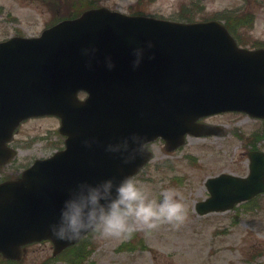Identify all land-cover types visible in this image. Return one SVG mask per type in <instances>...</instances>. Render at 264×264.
Here are the masks:
<instances>
[{
	"label": "water",
	"instance_id": "1",
	"mask_svg": "<svg viewBox=\"0 0 264 264\" xmlns=\"http://www.w3.org/2000/svg\"><path fill=\"white\" fill-rule=\"evenodd\" d=\"M230 110L264 119V48L237 46L217 20L88 12L36 37L0 41V166L14 154L6 142L29 116L56 115L65 136L64 148L0 183V253L19 259L24 244L49 239L56 254L86 234L61 240L49 225L89 185L111 178L115 197V185L150 157L133 133L146 143L160 136L173 149L186 133L215 132L198 129L197 118ZM248 155L246 177L207 180L200 213L264 191V152Z\"/></svg>",
	"mask_w": 264,
	"mask_h": 264
},
{
	"label": "rangeland",
	"instance_id": "2",
	"mask_svg": "<svg viewBox=\"0 0 264 264\" xmlns=\"http://www.w3.org/2000/svg\"><path fill=\"white\" fill-rule=\"evenodd\" d=\"M256 2L148 0V14L181 20L184 18L181 12L189 7L193 20H224L221 13L229 11L238 23V31L251 44L264 40V8L255 7ZM33 6L29 0H0V40L17 29H35L36 26L30 25L36 15ZM249 11L253 18L252 14L242 15ZM83 96L79 93V97ZM216 121L225 128L222 136L188 137L174 152H166L162 143L152 144L153 158L136 178L149 198L159 199L164 188L177 189L178 198L185 205L183 222L177 226L176 222L165 221L152 229H137L130 235L92 232L74 247L87 251L86 257L72 264H264V194L254 199L251 208L244 206L247 201H241L225 211L201 215L196 210L195 203L208 195L204 184L207 177L221 172L245 175L250 145L264 150V138L251 142L254 133L264 131L260 119L228 113ZM58 126L59 121L53 116L24 123L16 137V157L1 172L20 170L34 156L62 148L63 136L58 133ZM43 135L45 139L40 140ZM64 252L52 256L49 241L29 244L17 264H70Z\"/></svg>",
	"mask_w": 264,
	"mask_h": 264
},
{
	"label": "clouds",
	"instance_id": "3",
	"mask_svg": "<svg viewBox=\"0 0 264 264\" xmlns=\"http://www.w3.org/2000/svg\"><path fill=\"white\" fill-rule=\"evenodd\" d=\"M139 64V60L134 62ZM109 68L114 64L109 61ZM139 141L141 153L146 151V141L139 133L132 134ZM127 146V144H125ZM112 146L109 145V148ZM127 162V161H126ZM111 178L100 185L87 187L64 201L59 219L49 225L52 234L61 240H73L86 231L101 235H130L137 229H152L161 222H176L185 218V205L173 187L161 189L163 199L149 198L140 180L128 175L115 185ZM105 201V202H102Z\"/></svg>",
	"mask_w": 264,
	"mask_h": 264
},
{
	"label": "flooded vegetation",
	"instance_id": "4",
	"mask_svg": "<svg viewBox=\"0 0 264 264\" xmlns=\"http://www.w3.org/2000/svg\"><path fill=\"white\" fill-rule=\"evenodd\" d=\"M256 4H253L259 9L264 8V0H256ZM29 2L34 3V10L36 11L35 20L31 22L30 25L36 26L35 29L27 28L26 31H17L13 32L9 36L22 35V36H36L40 34L44 29L53 26L54 24L64 21V20H73L79 18L83 13L92 10H98L101 8L110 10V11H119L124 14L129 15H147L148 14V0H29ZM28 6V5H27ZM250 12V11H249ZM250 14H252L250 12ZM253 17V14H252ZM237 44L240 46H249V42L243 37V33L239 31L236 33ZM258 47H264V40L258 42ZM234 112H224L210 114L199 119V122L209 123V124H220L216 120L218 117ZM41 117H32L21 123L19 128L16 130L15 135L11 140V144L16 143V137L19 133L21 126L31 119H37ZM222 125V124H221ZM213 130L220 131L222 130L219 127H214ZM225 130V129H224ZM154 143H163V140H157ZM152 143V144H154ZM151 144V146H152ZM164 148V146H163ZM165 149V148H164ZM22 170L8 172H0V182L5 179L16 178L20 175ZM3 168L0 169L2 171Z\"/></svg>",
	"mask_w": 264,
	"mask_h": 264
},
{
	"label": "trees",
	"instance_id": "5",
	"mask_svg": "<svg viewBox=\"0 0 264 264\" xmlns=\"http://www.w3.org/2000/svg\"><path fill=\"white\" fill-rule=\"evenodd\" d=\"M187 16V15H186ZM192 16L188 15V19H191ZM237 24V21L230 19V17H228L227 21H226V26L229 29L234 28L233 26ZM256 135V134H254ZM263 136V135H262ZM261 136L258 137V139H260ZM86 243H88V240L86 241ZM71 252V253H69ZM69 252L64 256L65 258H70L69 259V263L72 264V262H81L87 255V251H84L81 247L78 248H72L71 250H69ZM75 256H74V255ZM0 264H14V263H10V262H6L3 261L2 259H0Z\"/></svg>",
	"mask_w": 264,
	"mask_h": 264
}]
</instances>
